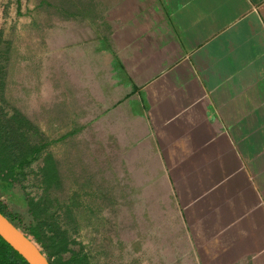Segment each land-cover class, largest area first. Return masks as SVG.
Wrapping results in <instances>:
<instances>
[{"label": "crops", "instance_id": "1", "mask_svg": "<svg viewBox=\"0 0 264 264\" xmlns=\"http://www.w3.org/2000/svg\"><path fill=\"white\" fill-rule=\"evenodd\" d=\"M93 19L95 40L68 55L93 68L77 91L63 77L48 117L54 180L130 204L256 209L238 196L264 184V0H109Z\"/></svg>", "mask_w": 264, "mask_h": 264}, {"label": "rangeland", "instance_id": "2", "mask_svg": "<svg viewBox=\"0 0 264 264\" xmlns=\"http://www.w3.org/2000/svg\"><path fill=\"white\" fill-rule=\"evenodd\" d=\"M19 2L0 0L5 107L21 110L40 130L33 138L51 143L61 134L52 129L48 117L55 113L56 102L61 105L63 77H69L66 85L77 91L83 85L77 81L79 75L93 68L84 61L79 66L77 57L68 55L78 53L73 45L95 40L94 14L108 10L109 0ZM67 45L70 51L65 52ZM56 140L60 154L61 138ZM45 157L44 149L2 196L5 212L30 234L35 221L27 200H42L67 237L81 243L90 264H264V184L260 192L250 182L242 190L245 195L238 196L246 200L245 207L255 205L252 211H243L244 204L238 211L203 210L205 203L167 194L147 195L143 203L139 199L130 204L125 195L71 194L75 189L63 186L62 180L52 179L47 186L39 172ZM48 257L55 260L54 255Z\"/></svg>", "mask_w": 264, "mask_h": 264}, {"label": "trees", "instance_id": "3", "mask_svg": "<svg viewBox=\"0 0 264 264\" xmlns=\"http://www.w3.org/2000/svg\"><path fill=\"white\" fill-rule=\"evenodd\" d=\"M19 3L17 0V4ZM5 84L6 71L0 61V212L38 247L50 264H90L81 243L67 237L66 230L60 223L48 216L47 205L42 200H27L28 212L35 221L29 226L30 234L20 227L14 217L5 212L2 196L10 193L12 185L20 181V176L25 174L32 162L39 160L47 145L45 140L34 139L40 135V130L26 115L14 107H5ZM50 166L45 157L39 172L47 186L54 180ZM49 255H54L55 260L51 261ZM0 264L27 263L0 237Z\"/></svg>", "mask_w": 264, "mask_h": 264}, {"label": "water", "instance_id": "4", "mask_svg": "<svg viewBox=\"0 0 264 264\" xmlns=\"http://www.w3.org/2000/svg\"><path fill=\"white\" fill-rule=\"evenodd\" d=\"M0 237L18 253L27 264H50L48 258L41 253L38 247L1 212Z\"/></svg>", "mask_w": 264, "mask_h": 264}]
</instances>
